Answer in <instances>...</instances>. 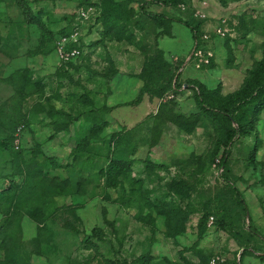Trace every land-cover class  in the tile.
Instances as JSON below:
<instances>
[{
	"label": "rangeland",
	"instance_id": "374dc122",
	"mask_svg": "<svg viewBox=\"0 0 264 264\" xmlns=\"http://www.w3.org/2000/svg\"><path fill=\"white\" fill-rule=\"evenodd\" d=\"M164 1L0 0V108L12 114L0 130L23 120L0 151V264H264V107L223 169L226 123L194 100L199 83L218 98L255 70L264 83V0ZM91 112L108 122L100 135L87 133ZM113 134L133 161L105 188ZM34 170L54 195L14 213L1 197L17 200ZM166 204L184 214L180 234Z\"/></svg>",
	"mask_w": 264,
	"mask_h": 264
},
{
	"label": "trees",
	"instance_id": "16d2710c",
	"mask_svg": "<svg viewBox=\"0 0 264 264\" xmlns=\"http://www.w3.org/2000/svg\"><path fill=\"white\" fill-rule=\"evenodd\" d=\"M179 0H165L163 3L166 6H170L172 4L177 3ZM159 18H163L162 16H158ZM195 37L197 35L195 34ZM260 69H264V60L260 64ZM256 70L252 73V77H254L255 81L258 80L256 77ZM254 80L247 83L243 89L240 91L234 93L230 97L227 98H218L214 95V93H211L207 90V88L202 85L198 84L199 90L198 93L195 94L194 100L196 102V105L198 108L202 110V112L209 117H213L214 120H216L218 123H220L222 120L226 123V133L224 132L223 128V135H222V145L224 148V151L221 156H219V163L221 168H227L228 162L232 157V147L234 144L238 141L240 136L250 137L252 132L251 123H253L255 117L258 116V114L261 112V109L264 107V83L258 84V82H255ZM261 83V80L259 81ZM17 92L18 89H17ZM145 92H150L148 88L145 90H142L139 94L136 101L132 102V105H138L142 101L143 94ZM232 109V110H231ZM243 110L245 112L244 115L239 114V111ZM233 111V113H232ZM235 112H238V114L234 117L233 114ZM230 114V117H228ZM18 116V121L12 126L8 127L7 129H10L8 131L0 130V151L3 153V151L6 150L7 146L12 150L13 147L9 145L11 137L6 135L8 132L13 133L15 132V129L18 128L19 123L23 122L22 116L20 114ZM231 116L235 121V123L238 125L236 128L232 125ZM12 117V114L6 113L2 108H0V125L1 121L6 123V120ZM222 117V119H221ZM220 120V121H219ZM75 118L74 120H69L68 126L71 127V125L75 124ZM87 125L90 124V126L86 127L87 133H94L98 132L99 135L103 133V131L106 129L107 123L105 120L103 121L100 117L92 116V112L89 114V117L87 120ZM247 123V126H246ZM14 126V127H13ZM16 127V128H15ZM68 127V128H69ZM64 129L67 130V127L64 126ZM5 134V137H4ZM103 138V139H102ZM103 140V147L106 150V158L109 161V166L106 171V174H104L102 168H97L98 173L100 172L104 178L105 182V188H110V186H114L115 181L121 177L124 178V175L130 169V166L132 164V161L129 156L131 155V152H123L120 151L119 148H122L121 139L119 134H113L110 136V138H104ZM259 143L254 144L252 146L250 151V160L254 163L256 153L259 149ZM103 148V149H104ZM77 150L75 149L74 153ZM81 151V150H80ZM217 151V150H216ZM216 151L214 153L213 157H217ZM13 152V150H12ZM1 153V154H2ZM27 168V169H26ZM30 166L28 164L25 167V170H28ZM48 176H44L43 173H41L39 170H34L33 172H30L29 177L27 178V187L24 188V190L21 192V196L18 197L16 200L15 198H11L10 195H6L4 197H1L4 199V204L10 203L11 208L14 210L12 212L16 213L18 210L25 207L32 208L33 206L30 204L29 200L32 197V199H36L35 196L45 198L48 196L54 195L51 192H48V190L51 189L50 184H52L53 179L47 178ZM225 181L229 182L227 177L225 178ZM230 183V182H229ZM58 188V192H60V186L59 184L56 185ZM172 189L176 191V189L180 190L181 188L179 186H175L173 184ZM231 189L233 193L237 196L238 202L240 203V210L242 213L246 211L245 209V203L243 201V197L241 195V192L239 189L234 185L231 184ZM5 195V194H2ZM2 208V207H0ZM4 208V207H3ZM235 209V208H234ZM231 210V209H229ZM3 211V210H2ZM164 214L167 215V226L169 230H174L175 234H180L182 232V228H178L177 221H179L180 217H184V214L182 215L180 210L174 205H167L164 208ZM7 228V226H6ZM3 228L0 227V231H2ZM181 230L180 233L176 230ZM155 230V229H154ZM99 237L100 240H103L102 231L100 229L93 230V237L94 236ZM252 253L248 250H244L241 253V258L249 257ZM144 259L141 258L140 260ZM264 262V256L261 258ZM127 264V262L123 263Z\"/></svg>",
	"mask_w": 264,
	"mask_h": 264
}]
</instances>
